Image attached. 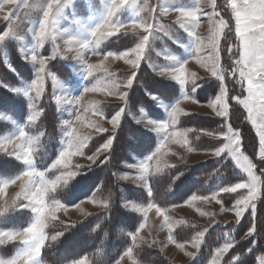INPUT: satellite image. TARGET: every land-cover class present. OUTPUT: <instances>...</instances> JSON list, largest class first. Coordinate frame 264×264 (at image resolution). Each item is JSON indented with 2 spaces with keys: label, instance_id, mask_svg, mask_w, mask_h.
I'll return each mask as SVG.
<instances>
[{
  "label": "rangeland",
  "instance_id": "obj_1",
  "mask_svg": "<svg viewBox=\"0 0 264 264\" xmlns=\"http://www.w3.org/2000/svg\"><path fill=\"white\" fill-rule=\"evenodd\" d=\"M63 2V9L57 17V28L55 30L57 39L55 40V42H53L50 38L45 40L43 47L38 49L39 54L44 57L51 56L54 51L59 52V55H56L53 59L48 61L43 80L44 92L47 82L50 81L53 87L54 99L56 96L62 97V102L59 104L57 103L61 122V135L56 138L53 134L46 135L44 129L40 124L41 116L43 113L42 98L44 97V92L38 98H36L34 91L30 92V95L34 97V99L31 101V103L33 104V107L31 109L29 108V98L23 94V92L28 89V86L31 85L32 81L37 79L36 67H38V65H35L30 60V56L31 53L36 50L33 34L38 28L39 20L42 18L43 5L46 3V0H28L29 4L34 5V7L31 8L24 7L22 0H16L15 4H7L4 2V0H0V4H4V7L0 9V26L4 24L2 30H0V34L11 30L7 37L3 41H0V49H2L4 61L10 69L17 73V71L14 70L12 62L10 60L9 50L5 45L6 42L15 41L18 44L23 61L30 64L32 68L31 78L28 80L20 78V83L18 85H6L0 79V85H3L5 86V88L14 91L16 94L22 96L27 103V116L25 117V121H20L18 120V117L7 113L4 110H0V121L8 122L11 124L10 129L0 135V139L11 136L13 133L17 132L18 127L21 126L25 127V131L30 136L38 137V143H35L33 145L35 150L34 167L37 170L45 171L49 169V166L54 162L59 152L63 149L64 136L67 130L66 125H64V121L66 120H73L74 126L77 129V133L80 136H91V140H93L94 136H102L109 130L112 132L109 138L113 139L112 135L115 133L118 127H113L111 123V117L122 107L124 108V114L127 111L128 103L126 101L130 97V91L135 81L137 80V76L140 73L139 69L144 61L147 62L151 69L159 71L161 68H168L176 65L183 55L195 54V56L188 61V65H186V71L188 70L189 72L188 75L191 76V74H195L194 82L196 85L199 84L200 80L207 77H212L210 67L211 60L209 58L215 53L208 41L214 31L219 32L221 30L219 25V20L221 17L224 21L228 22L232 30L223 29L222 34L219 37V68L222 74L225 76V80L223 81V83L227 85L228 96H241L242 91L240 90H236L233 94L231 93L232 90L229 83L231 76L230 73H228L227 69L228 67H231L230 70H232V68L235 66L234 61L237 58V39L234 34V21L231 18L230 10L225 8V0H216L215 12L219 13L218 16H213L214 10L212 8V0H129L128 5L125 8L121 9L118 13V22L127 24L138 15L142 20L154 25V31L150 36L149 45L145 49L144 58L141 60L138 69H136L135 71V77L130 88L126 87L125 84L127 79L132 76L133 67L127 61L135 59V56L130 55L124 58H117V56L119 53L135 47V45L140 41L141 36L144 34L143 29H139L136 32H121L118 35L109 37L107 39H102L101 43L96 46V50L99 51L100 54H93L91 51H88L85 55V60L88 64L98 65L97 68L93 69V74L89 75L86 70L85 64L78 58H72L74 57L75 53L67 51L68 47L78 48V45H67L66 41L68 40L69 36L75 37L80 41H90L91 29L94 28L96 24L102 21L106 10L107 0H63ZM197 6L200 9L198 13L200 17V26L195 30L204 41V44L202 45L199 53H196L195 51V38L190 34L191 26L186 24L185 27H181V22L178 19V13L171 10L172 8L176 7L196 8ZM153 8H155V12L151 11V9ZM9 11L15 14L11 17L10 22L3 19V16ZM119 35L129 36V39H127V41H132L130 43V47L120 51H104L106 45L115 42L119 38ZM172 43H175L176 46L172 45ZM229 48H231V52L228 51ZM107 52L116 53L117 56L105 59L104 54H106ZM26 56H28V59L25 58ZM174 56L179 57L174 59ZM56 58L67 60L69 68L72 72V77H70L69 79H64L61 76L57 75L56 72L49 69V64ZM227 58L231 59V61H228V63H224V60H227ZM52 76L56 77L58 81L57 83H53ZM163 77L168 80H173L166 75H164ZM191 81L192 80H189L188 84L191 83ZM221 86L222 81L220 84V88ZM86 87L90 89L95 87L98 90L89 91L83 94L80 99V104L83 105V107L79 109L82 119L81 121H75L74 112L76 111V105L71 104L70 102L65 103L64 101L71 100L73 97L80 96V94ZM220 88L218 92L209 100L200 101L196 97L197 89L189 86V90H187V87L185 89V92L190 96L192 95L193 99H183L181 101L180 106L184 112V114L182 115L188 113H198L203 116L225 118L216 115V111H219L220 107L222 106L221 104H217L215 111L212 107V102L215 101L216 96L220 92ZM239 88L241 89V85L239 86ZM16 89H21V91H16ZM193 89L195 90L193 91ZM122 92H127L126 99L121 98L120 93ZM243 95H247L246 91H243ZM148 97L152 98V100H155L157 107L165 112V118L159 119L151 116L148 110L144 107H140L133 111L131 110L130 114L137 123L149 127L156 133L159 144L161 135L156 130H154V127L152 125L145 124V121L149 119L158 122L167 121L169 119L168 110L172 105H170V102L161 99L154 94L149 93ZM113 103L119 104V106L117 105L118 108L116 107L117 109L111 114V117L108 118L107 110H113V107H110L108 104ZM227 103L229 113L228 117L226 118L227 125L230 124L234 131L239 132V138L242 145L241 152L244 156H247L249 160L255 165L253 172L255 176L259 177V182L257 183L258 198L254 201L255 215L253 216V213L251 212V215L254 218L253 221L255 222V233L257 230L256 220L257 218H262V213H264L261 212V216L258 210L261 206V200L263 196L262 190L264 188V177L256 164V162H259L264 165V162H260L261 159L259 158L258 134L255 127L247 119L246 109H244L242 105L235 103V101L231 99H228ZM237 106H239L245 112V123L247 130L246 133H242L241 129L239 127H235L231 121V118L234 119L236 115L240 113L236 112L235 110L239 109ZM84 108H87V111H84ZM97 108L100 110L102 115L95 114ZM29 115H32L34 117L31 123H29L28 121ZM179 120L177 121V124L175 126L177 129L191 130V128L180 126ZM91 121L98 122L107 131L98 133L94 128L90 126ZM225 132H227V127L224 133ZM42 133L43 135H41ZM207 133V131H201V134H203V136L205 137L202 140L201 138L197 139V144H191L190 131L187 133V138L191 146V150H189V147L185 146L182 142L176 143L170 138V142L166 145L165 149L162 150L159 159L157 160V158H154L149 162L151 167V174L149 175V178L147 180V185L151 187V177L163 170L165 167L171 166L174 163L186 162L189 164H197L212 157H216L211 154V150L216 147L222 146L226 141L222 132H212L213 135L211 136ZM109 138H106L105 141H107ZM220 138L222 139L220 144L210 143V141H212L211 139ZM91 140L86 143V147L83 150V155L78 154L69 158V167H71L73 170H76L77 165L81 166L80 171L83 167L82 165L92 167L96 163H98L100 159L102 164L106 163L105 157H107L108 151L101 152L94 163L88 159L89 156H93L96 153V149H94L93 151L89 150V144ZM103 143H101V145ZM9 149H11V146H9ZM247 150L249 152L251 151V154L247 153ZM2 154H4L7 159L12 158L13 160H18L14 155L0 151V163L3 162L1 160ZM223 154L227 155V157H230L233 160V158L227 151H225L221 155ZM50 155L53 156L51 161L49 160ZM148 155H146L145 157H147ZM145 157H135L133 162H125L123 165L126 169L120 171V173L118 174V178L120 180L132 182L135 185L147 190V188L145 187V182L139 178L140 170L138 168L139 163ZM18 161L21 162L20 160ZM233 162L235 164L234 160ZM157 166H159V168L161 169L160 171H156ZM235 166L238 171L244 175V178L236 183L247 182L249 180L248 174L244 172L243 169L239 168L236 164ZM25 167L26 166H24V169ZM9 168L10 171H12V167ZM24 169L22 171H24ZM22 171L16 174V176L19 175ZM80 171L76 176L79 175ZM55 174H57L55 173V170H52L47 174V176L49 179H52L54 178ZM16 176L8 177L5 175L4 170L0 169V182L13 179ZM74 178H72L71 180H73ZM63 186L58 188L56 192H58L59 189H61ZM19 191V181L16 184H10L6 192L3 195H0V206H4L6 202L11 203L15 198L16 193ZM56 192L52 194L53 198L60 200L63 204H65L66 208L57 212V220L50 222L49 227L46 229L48 236L50 229L55 230V235L57 233L56 230L60 228L61 224H67L69 221H82L94 212L106 208L104 204L105 202L107 203V200L105 199L106 196L103 193H92L89 196L84 197L73 204H70L57 197ZM214 194H216L215 199L212 198ZM223 194L225 193H220V191L213 192L207 195L193 194L196 196L208 197V199L196 200L189 203L191 197L193 196L191 195L187 201L177 203L167 208H163L157 203L153 202L152 193L151 197H149L147 193L145 197L139 196L136 197L137 199H128L125 196L122 202L123 205L134 213H137L139 217L138 224L134 226V231L130 232L129 229H124V226H126V222H121L119 226L113 228L115 233L116 231H119L120 237L116 236V239H114V241L112 238V252L110 255H108V257H105L104 252L100 250L97 251L94 255L85 257H87L89 264H117V261H119V264H133L134 261L135 264H148L140 262L134 255L135 246L141 245L142 247H148L158 250L159 253L163 255V257L169 260V264H188L195 259L197 252L200 249L194 247L192 243L193 238L198 232L203 231L204 229L208 230V228L214 226L217 223L237 221L236 210L234 209L233 205L236 199L247 194L246 190H238L237 193H232L234 196L232 199H230V195L226 196ZM140 198L143 200H138ZM149 203H153L165 211V215L168 217L167 224L164 221V216L158 215L155 208L148 209L146 216L143 211L138 210L140 208L147 209ZM77 205L79 206L77 207ZM248 211H252L251 207L245 210L239 221H241L245 217ZM32 216L33 214L31 213L30 209L20 207L19 205L10 208L7 213H5L3 216H0V231L20 230L28 226V224L32 220ZM14 222L24 225L20 227L9 226L10 223ZM188 222L191 226H194L195 222L197 224H200L201 230L196 231L195 234L187 240L178 239V229ZM141 223H143L145 226L142 229H139V231L137 232V229L139 228V225ZM123 229L124 231H122ZM130 233H136L137 238L135 241H131V245H128L129 240L131 239V236L129 235ZM170 235L173 237L172 240H169ZM246 237L248 236L246 235L245 238ZM13 243H15V245L11 246L10 244ZM178 244H183L184 247L180 248L177 246ZM223 244H221L219 247H221ZM113 246L115 247V249L113 248ZM20 247L21 244L18 239L16 241H8L7 239H5L4 243H0V259H10L15 255ZM129 247L133 249V256L131 258L124 255ZM42 250L43 248L41 249L40 256L41 264H46L42 259ZM191 254L195 255L193 256ZM226 255L227 253L221 254L217 259V264H222L223 259ZM214 256H216L215 250L210 257L208 264H211ZM121 257L123 258L121 259ZM259 264H264V257L259 258Z\"/></svg>",
  "mask_w": 264,
  "mask_h": 264
},
{
  "label": "snow or ice",
  "instance_id": "obj_2",
  "mask_svg": "<svg viewBox=\"0 0 264 264\" xmlns=\"http://www.w3.org/2000/svg\"><path fill=\"white\" fill-rule=\"evenodd\" d=\"M7 4H15L16 0H4ZM24 7L31 8L34 5L28 3V0H22ZM129 3V0H107L106 10L103 19L100 23L96 24L91 29V40L80 41L75 37L69 36L66 41L67 45H78V48L68 47V52H74L75 55L72 58H78L86 66V70L89 75L93 74V69L97 68L98 65L88 64L85 60V55L88 51L93 54H100L96 50V46L99 45L102 39L120 34L121 32L127 33L129 31L136 32L139 29H143V35L140 41L135 45L134 48L126 50L118 54L113 52H107L104 54V58L117 56V58H124L130 55H134L135 59L128 60L133 67L132 76H130L125 86L130 88L135 77V71L138 69L141 60L144 58L145 49L149 45L150 36L154 31V25L142 20L138 15L131 22L124 24L117 20L118 13L121 9L125 8ZM63 0H46L43 5L42 18L39 20L38 28L34 32V40L36 50L31 53L30 60L38 65L36 67L37 79L32 81L28 89L23 92L25 96L29 98V108L33 107L31 101L34 99L30 95V92L34 91L36 98L40 97L44 92V74L46 72V65L49 60L53 59L56 55H59L58 51H54L49 57H44L39 54L38 49L42 48L45 40L51 39L53 42L57 39L55 30L57 28V17L63 9ZM4 7V4H0V9ZM213 16H218L219 13L215 12L216 0H212ZM225 8L230 10L231 18L234 21V34L237 39V58L234 61V67L230 72V76L239 83L242 88L241 96H228L227 85L223 83L225 76L222 74L219 68V37L222 34L223 29L232 30L228 22L224 21L221 17L219 20L220 31H214L208 43L214 50V55L209 59L211 60V76L218 77L222 81L219 94L216 96L215 101L212 102L214 111L216 110L217 104H221L219 111H216L217 116L228 117V103L227 100L231 99L235 103L242 105L247 111V119L255 127L258 134L259 141V158L264 160V0H225ZM172 11L178 13V19L181 22V27L185 25L191 26V35L195 38V51L199 53L204 41L201 39L199 34L196 32L200 26V17L198 15L200 9L196 8H185L176 7L172 8ZM155 12V8L151 9ZM167 11V10H166ZM15 15L11 11L3 16L5 21L11 20V17ZM103 29V31H102ZM11 30L0 34V41H3ZM58 47V46H57ZM231 52V48L228 49ZM67 57V56H66ZM28 59V56L25 57ZM187 60L178 63L170 68H161L159 75H166L172 79H175L182 85L189 80L195 81V74L188 75L186 72ZM53 83H57L55 76H52ZM95 87H86L78 97H73L71 100H65V103H71L76 105V111L74 112L75 121H81L82 116L79 109L83 107L80 104V99L84 93L89 91H96ZM195 89H193L194 91ZM21 91V89H16ZM243 91H246L247 95H243ZM121 98L127 97V92L120 93ZM184 100L193 99V97L185 94ZM56 102L59 104L62 102L61 96L55 97ZM195 102V101H194ZM181 101L178 100L168 110L167 121H152L147 120L145 124L152 125L160 135L161 139L158 146L153 152L145 157L138 165L140 170L139 178L145 182V187L149 197H151V187L147 185V180L151 174L150 161L154 158L159 159L162 150L165 149L166 145L170 142V138L176 143H183L185 146H191L189 144L187 133L191 130H179L175 126L180 116L184 114L183 109L180 106ZM87 111V108H84ZM96 115H102L100 110L97 108L95 111ZM124 114V108L122 107L111 117V123L114 128L119 127L121 118ZM34 117L29 115L28 121L31 123ZM66 125V132L63 141V149L59 152L57 158L49 166V169L45 171H39L34 167L35 161V150L33 145L38 143V137L30 136L26 131L25 127H18V131L13 133L11 136H7L4 139H0V151L14 155L20 160L26 167L15 178L0 182V195H3L10 184H16L20 182V191L16 193L15 198L11 203H5L4 206H0V216H3L8 212L10 208L17 205L23 208L30 209L33 214L32 220L28 226L20 230L11 231H0V243H4L5 239L8 241L19 240L21 247L17 250L15 255L10 259H0V264H41V249L45 246L48 235L46 229L49 227L51 221L58 219L57 212L65 209L66 206L60 200L53 198L52 194L57 191L58 188L67 184L72 178H74L80 171L79 165L76 166V170L69 167V158L75 155H83V150L86 147V143L92 139L91 136H80L77 133V129L74 126L73 120L64 121ZM90 126L94 128L98 133L107 131L98 122L91 121ZM208 135H213L212 132H208ZM43 135V133L41 134ZM225 143L222 146L216 147L211 150V154L219 157L222 153L227 151L235 164L243 169L248 174L249 180L247 182H239L234 185L225 186L220 189V193H237L238 190H246L247 194L236 199L233 207L236 210L237 223L241 218L245 210L251 207L253 216L255 215V204L254 201L258 198L257 183L259 177L254 175L253 169L255 165L249 160L247 156H244L241 152V142L239 138V132L234 131L231 125H227V132L223 133ZM113 139L109 138L99 148L96 149V153L93 156H89L88 159L93 163L99 157L101 152H107L111 149ZM11 146V149H9ZM107 159V157H105ZM55 170L54 178L49 179L47 174ZM161 169L157 166L156 171ZM127 178V177H126ZM213 199L216 198V194L213 195ZM208 197H201L193 195L192 201L196 200H207ZM23 202V203H21ZM79 205H77L78 207ZM107 207V203L104 204ZM155 208L158 215L164 216V221L167 224L168 217L165 215V211L153 203H149L147 209L140 208L138 210L143 211L145 216L147 210ZM145 225L141 223L139 229H142ZM171 231V229H170ZM255 231V222L253 221V227L246 233L247 236L252 235ZM207 229L200 231L193 238V246L197 249L200 248L204 241ZM63 232H57L51 236V241L58 240ZM131 239L136 240V233H130ZM173 237L170 235L169 240ZM183 248V244L177 245ZM234 247L232 242H225L221 247L215 249L216 256L213 257L211 264H217V259L221 254L228 253L229 250ZM250 251V249H249ZM125 256L132 257L133 249L129 247L124 253ZM195 255V254H191ZM123 257H121L122 259ZM69 264H89L87 257L78 258L69 262ZM119 264V261H117ZM135 264V261L133 262Z\"/></svg>",
  "mask_w": 264,
  "mask_h": 264
},
{
  "label": "trees",
  "instance_id": "obj_3",
  "mask_svg": "<svg viewBox=\"0 0 264 264\" xmlns=\"http://www.w3.org/2000/svg\"><path fill=\"white\" fill-rule=\"evenodd\" d=\"M3 25L0 26V30H2ZM127 39H129V36L119 35L115 42L106 45V50L104 49V51H120L129 48L132 41H127ZM5 45L9 50V57L14 70L18 74L7 66L3 58L2 49H0V79L9 86L18 85L20 78L30 79L32 68L30 64L23 61L18 44L15 41H9ZM228 61H231V59H225L224 63H228ZM49 69L64 79L72 77L67 60L62 58L53 60L49 64ZM230 69L231 67H228V73L231 72ZM139 72L137 80L130 91V97L126 101L128 103L127 111L123 115L119 127L115 133L113 132V145L107 153L106 163L102 164L100 159L92 167L82 165L79 175L56 192L57 197L70 204L92 193H103L106 196L105 199L108 206L94 212L82 221H69L67 224H61L56 231L63 232V235L58 240L51 241V236L54 235L55 230L50 229L49 239L42 250V259L46 264H69V262L78 258L94 255L99 250L104 252L105 257H108L112 252V238L114 241L116 236L120 237L119 231L115 233L113 228L119 226L121 222H126L124 229H129L130 232H133L134 226L138 224V214L126 208L122 202L125 196L128 199H137L136 197L139 196L145 197L148 192L145 188L139 187L132 182L120 180L118 174L123 169H126L123 165L125 162H133L135 157L143 158L153 152L157 147L158 138L156 133L149 127L137 123L130 112L131 110L144 107L151 116L159 119L163 118L165 116L164 111L157 107L156 101L149 98L148 94H154L172 103L179 98L181 91L178 82L156 74L146 61L140 67ZM229 83L232 94L236 90L242 91V88H239L240 84L236 83L233 78L230 77ZM220 84L221 81L217 77H207L200 80L197 85L196 97L200 101L209 100L218 92ZM108 105L113 107V110H107L109 118L119 104ZM237 107L239 109L235 110L240 113L234 119L231 118V121L235 127L241 129L242 133H246L245 112L239 106ZM42 108L41 127L46 135L53 134L58 138L61 135V122L50 81L46 84L44 97L42 98ZM0 110L18 117L20 121H25L27 103L22 96L0 85ZM179 124L182 127L191 128V144H197V139L201 138L202 140L205 137L201 134V131L224 133L227 127V120L226 118L188 113L180 117ZM10 127V123L0 121V135L8 131ZM111 133L108 130L102 136H94L89 144V150L97 149L106 138L111 136ZM211 140L210 143L220 144L222 139ZM247 153L251 154V151ZM49 157L51 161L53 156L50 155ZM1 160L3 162L0 163V169L4 170L5 175L8 177L16 176L25 166L18 160L7 159L4 154H2ZM262 161L264 162V160L260 162ZM256 164L264 177V165L259 162H256ZM9 167H12V171H10ZM243 178L244 175L238 171L233 160L223 154L197 164L177 162L165 167L151 177V193L153 202L163 208H167L187 201L193 194H211L225 186L233 185ZM223 195H230V199L234 197L232 193ZM262 195L261 206L258 209L260 214L264 212V188ZM138 200L143 199L140 198ZM251 212L248 211L238 223L237 221L217 223L208 228L195 259L188 264H208L214 250L225 242H232L234 247L224 257L222 264H259V258L264 257V213H262V218H257L256 220V232L245 238L246 233L252 227L254 219ZM22 225L24 224H17L16 222L9 224L12 227H20ZM200 228V224L195 222L194 226H191L188 222L178 229V239L187 240L196 231L201 230ZM131 241L132 239L129 240L128 245H131ZM10 245H15V243ZM113 248L115 249L114 246ZM134 251L135 257L142 263L169 264V260L163 257L156 249L137 245Z\"/></svg>",
  "mask_w": 264,
  "mask_h": 264
},
{
  "label": "crops",
  "instance_id": "obj_4",
  "mask_svg": "<svg viewBox=\"0 0 264 264\" xmlns=\"http://www.w3.org/2000/svg\"><path fill=\"white\" fill-rule=\"evenodd\" d=\"M172 45H175L176 46V44L175 43H172ZM173 53V52H172ZM174 54V53H173ZM195 56V54H193V55H183L182 56V58H180L179 59V61H178V63H182V62H184V61H186L187 60V65H188V61L189 60H191L193 57ZM179 56H174V59H176V58H178ZM177 63V64H178ZM168 68H170V67H168ZM187 69V68H186ZM153 70V69H152ZM155 73H158L159 74V71L158 70H153ZM188 74H189V72H188V70L186 71ZM172 79V78H171ZM174 81H176L175 79H173ZM176 82H178V81H176ZM179 83V82H178ZM180 84V88H181V91H180V96H179V98L176 100V101H174V102H170V105H174L178 100H180V101H182L183 100V96L186 94V92H185V89L188 87V89L187 90H189V86H192V87H194L195 89H197V85L195 84V82L194 81H191V83H189L188 84V82H186L185 84H181V83H179ZM188 95V94H187ZM190 96V95H189ZM191 97H192V95H191ZM165 113V112H164ZM165 116H166V114H165ZM165 118V117H164Z\"/></svg>",
  "mask_w": 264,
  "mask_h": 264
}]
</instances>
